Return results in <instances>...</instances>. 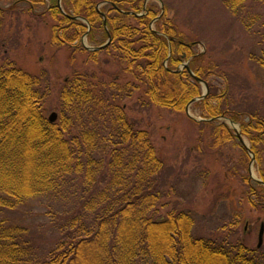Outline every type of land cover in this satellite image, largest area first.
Masks as SVG:
<instances>
[{"label":"trees","instance_id":"obj_1","mask_svg":"<svg viewBox=\"0 0 264 264\" xmlns=\"http://www.w3.org/2000/svg\"><path fill=\"white\" fill-rule=\"evenodd\" d=\"M144 1L61 0V8L57 0L0 4V264H200L204 256L212 263L264 264L262 248L195 235L185 210L161 214L172 189L171 166L141 120L127 114L149 103L183 112L201 95L204 80L208 92L193 103L205 120L196 123L223 139L218 129L229 131L224 122L214 123L217 116L238 122L260 159L264 102L253 99L258 95L250 75L240 68L247 62L254 77L264 72V21L252 25L258 18L250 12L254 0L221 1L257 39L247 55L229 41L233 56L224 63L211 46L195 51L198 40H186L165 6L144 7ZM20 13L49 21L51 41L68 46L70 60L80 50L88 54L85 61L96 63L104 53L124 66L129 79L74 73L59 91L56 119L48 120L41 109L48 72L29 74L6 56L19 36V16L12 17ZM84 34L94 46L108 34L110 42L88 50ZM184 60L191 71L178 68ZM133 95L137 100L127 104ZM259 175L264 182V168ZM241 178L245 198L264 216V185ZM36 206L47 220L29 213Z\"/></svg>","mask_w":264,"mask_h":264},{"label":"rangeland","instance_id":"obj_2","mask_svg":"<svg viewBox=\"0 0 264 264\" xmlns=\"http://www.w3.org/2000/svg\"><path fill=\"white\" fill-rule=\"evenodd\" d=\"M221 1L146 0V4L160 10L165 6L166 13H172L173 21L183 32L186 40H198L194 45L195 51L205 52L213 47L211 54L217 57L218 61L226 63L233 56L229 54L231 46L239 43L236 45V51L241 55H247L249 48L254 46L250 45V42L256 44L257 39L239 24L238 19L224 9ZM0 4L6 6L8 2L1 0ZM250 12L258 16L252 23L255 28L258 23L264 21V0H254ZM15 17H18L20 22L19 36L15 44H9L6 56L29 74L48 72L49 81L46 82L47 85H43L47 87L41 108L46 118L52 111H57L58 94L63 82L74 73L94 74L95 79L106 78V81L107 78L111 79L114 76L113 78L121 83L129 79V75L123 72L124 66L112 62L110 56L104 53H98L96 63L85 61L88 54L80 50L75 52L74 60H70V48L51 41L49 21L24 13L12 18ZM247 21L249 22L248 18ZM239 35L244 40L238 41ZM83 43L91 47L85 37ZM225 46H228L229 50L225 51ZM187 66L189 67L188 61L184 60L178 68ZM250 68L246 62L244 69L242 67L240 69L250 75L249 82L254 86L252 92L258 95L257 99L256 95L253 99L259 103L264 102V72H258L254 77V71L252 74ZM200 87L202 93L205 86L201 81ZM137 93L141 95V99L146 100L141 89ZM135 99L136 95H133L125 101L130 104ZM127 114L141 120L149 131L153 145L166 157L168 165L171 166L172 189L168 190V194L162 199L164 205L160 208L161 214L164 215L172 208L185 210L193 218L192 232L195 235L227 239L229 243L241 241L247 249L256 247L259 227L261 222L264 223V216L260 215L261 213L245 198L244 180L241 176L248 175V181L252 186L260 183L259 168H264V152L260 153V159L256 160L250 148V140L241 134L240 124L217 116L218 119L214 123L224 122L229 131L225 133L219 128L217 135L222 134L224 138L218 139L219 135L216 137L210 126L196 123L205 119L193 101L188 104L187 111L179 113L149 103L147 108H130ZM228 133L231 136H227ZM40 210H44L43 207L36 206L34 209L29 208V213H34L36 219L47 220ZM259 248L264 251V232L263 243ZM199 263L221 264L212 263L205 256L200 258Z\"/></svg>","mask_w":264,"mask_h":264},{"label":"water","instance_id":"obj_3","mask_svg":"<svg viewBox=\"0 0 264 264\" xmlns=\"http://www.w3.org/2000/svg\"><path fill=\"white\" fill-rule=\"evenodd\" d=\"M57 4H58V6L61 8V6H60V0H57ZM104 21H105V19H104ZM109 41H110V36H109V34H108V39H107V41L104 43V44H102V45H100V46H96V47H90V49H93V50H97V49H99V48H102V47H104L105 45H107L108 43H109ZM187 68L189 69V67L187 66ZM190 70V69H189ZM203 84H204V90H203V93H202V95L200 96V97H203L205 94H206V92H207V85H206V83L205 82H203ZM187 108H188V106L186 107V111H187ZM56 118V113L55 112H51L49 115H48V119L50 120V121H53L54 119ZM228 119V121H232L231 119H229V118H227ZM237 135L239 136V137H241L240 136V134H239V132H237ZM242 140V139H241ZM243 144H244V142H243ZM244 146L246 147V149H248L249 150V147L248 146H246L245 144H244ZM252 156V155H251ZM252 159H253V156H252ZM263 232H264V224L263 223H261L260 224V228H259V232H258V241H257V247H260L261 246V244H262V240H263Z\"/></svg>","mask_w":264,"mask_h":264}]
</instances>
